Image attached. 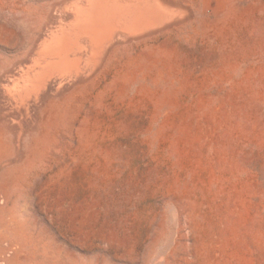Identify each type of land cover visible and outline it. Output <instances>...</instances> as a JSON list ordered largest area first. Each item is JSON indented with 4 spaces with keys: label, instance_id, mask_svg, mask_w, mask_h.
<instances>
[{
    "label": "rangeland",
    "instance_id": "obj_1",
    "mask_svg": "<svg viewBox=\"0 0 264 264\" xmlns=\"http://www.w3.org/2000/svg\"><path fill=\"white\" fill-rule=\"evenodd\" d=\"M218 1L65 101L8 201L44 263L264 264V0Z\"/></svg>",
    "mask_w": 264,
    "mask_h": 264
},
{
    "label": "bare ground",
    "instance_id": "obj_2",
    "mask_svg": "<svg viewBox=\"0 0 264 264\" xmlns=\"http://www.w3.org/2000/svg\"><path fill=\"white\" fill-rule=\"evenodd\" d=\"M218 2L0 0V28L13 35L0 38V264H46L8 201L18 178L43 164L65 101L173 35L216 40Z\"/></svg>",
    "mask_w": 264,
    "mask_h": 264
}]
</instances>
